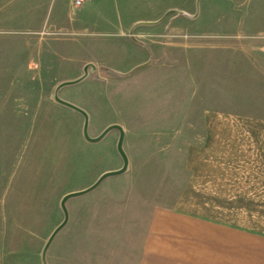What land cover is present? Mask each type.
<instances>
[{"label":"rangeland","instance_id":"1","mask_svg":"<svg viewBox=\"0 0 264 264\" xmlns=\"http://www.w3.org/2000/svg\"><path fill=\"white\" fill-rule=\"evenodd\" d=\"M69 104L91 138L122 127L124 172L99 181L125 166L121 130L90 141ZM211 112L235 119L228 173L191 189ZM263 113L264 0H0V264H139L172 209L250 232L237 254L259 264Z\"/></svg>","mask_w":264,"mask_h":264},{"label":"crops","instance_id":"2","mask_svg":"<svg viewBox=\"0 0 264 264\" xmlns=\"http://www.w3.org/2000/svg\"><path fill=\"white\" fill-rule=\"evenodd\" d=\"M225 114L208 113L205 116V126H207L205 144L202 147H190L188 150L187 162L192 176L187 187L191 189L210 183L209 179L202 181L199 176L228 173L223 172L230 165L227 160L228 154L221 147L226 148L227 139L233 134L236 123H234L235 119L227 117L231 115L224 116ZM255 120L264 122V113L258 118L255 117ZM240 125L238 124V127ZM213 161L217 164L212 163ZM206 170L208 173H205ZM181 201L185 207L212 205L199 202L196 198H182ZM219 219L184 209L161 211L152 217V221L150 216L139 264L255 263V259L253 260L250 254L247 256L237 254V235L250 239L252 234L237 232L235 225L221 224ZM256 261L264 264V257Z\"/></svg>","mask_w":264,"mask_h":264},{"label":"water","instance_id":"3","mask_svg":"<svg viewBox=\"0 0 264 264\" xmlns=\"http://www.w3.org/2000/svg\"><path fill=\"white\" fill-rule=\"evenodd\" d=\"M69 105H70V104H69ZM70 106H72V105H70ZM72 107H74V108L80 110V111L83 112V113L85 114V116L87 117V114H86L83 110H81L80 108L75 107V106H72ZM114 128H118V129L121 130V138H120V141H119V150H120V152L122 153L123 158H124V160H125V166H124L121 170L106 172L105 174H103V175L100 177L99 181L103 180L104 178H106V177H108V176L117 175V174L122 173V172L125 171L126 166H127V157H126L125 152H124L123 147H122L123 138H124V132H123V129H122L121 126H119V125H112V126L108 127V128L103 132V134H102L100 137H98V138H91V137L89 136V134H88V130H87V129H88V117H87V121H86V125H85V130H84V132H85V136H86V138L89 139L90 141H98V140H100V139L103 138V137H104V136H105V135H106L111 129H114ZM97 185H98V183L94 184L92 187H90V188L87 189V190L79 191V192H74V193H71V194L66 195V196L63 198V201H62V205H63V207H64V209H65L66 216H68V213H67V210H66V207H65V203H66L67 199L70 198V197H73V196L82 195V194L86 193L87 191H89V190L95 188Z\"/></svg>","mask_w":264,"mask_h":264},{"label":"built area","instance_id":"4","mask_svg":"<svg viewBox=\"0 0 264 264\" xmlns=\"http://www.w3.org/2000/svg\"><path fill=\"white\" fill-rule=\"evenodd\" d=\"M89 0H72V5L74 7H83Z\"/></svg>","mask_w":264,"mask_h":264}]
</instances>
